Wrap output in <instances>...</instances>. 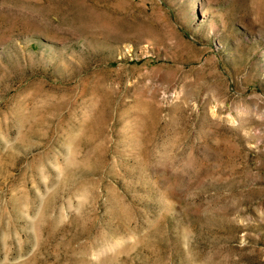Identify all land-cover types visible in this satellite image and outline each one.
<instances>
[{
    "label": "rangeland",
    "instance_id": "1",
    "mask_svg": "<svg viewBox=\"0 0 264 264\" xmlns=\"http://www.w3.org/2000/svg\"><path fill=\"white\" fill-rule=\"evenodd\" d=\"M0 264H264V0H0Z\"/></svg>",
    "mask_w": 264,
    "mask_h": 264
}]
</instances>
